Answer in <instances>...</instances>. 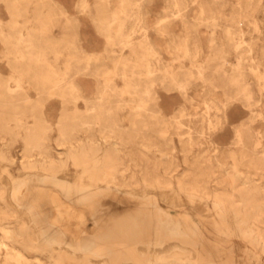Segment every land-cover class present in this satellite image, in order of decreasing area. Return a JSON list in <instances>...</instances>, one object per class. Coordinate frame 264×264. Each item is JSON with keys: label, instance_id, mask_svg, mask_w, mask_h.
<instances>
[{"label": "rangeland", "instance_id": "1", "mask_svg": "<svg viewBox=\"0 0 264 264\" xmlns=\"http://www.w3.org/2000/svg\"><path fill=\"white\" fill-rule=\"evenodd\" d=\"M76 8L105 37L107 58L84 51L57 0H0V264H59L39 229L44 195L74 204L89 172L123 198L117 213L155 208L146 214H157L167 249L183 241L204 264H264V0ZM80 76L95 79L93 95ZM55 240L78 260L66 264L83 263L84 248Z\"/></svg>", "mask_w": 264, "mask_h": 264}, {"label": "bare ground", "instance_id": "2", "mask_svg": "<svg viewBox=\"0 0 264 264\" xmlns=\"http://www.w3.org/2000/svg\"><path fill=\"white\" fill-rule=\"evenodd\" d=\"M90 142L91 147H94V141L90 140ZM116 152L121 159L123 152L120 149H117ZM52 163L54 162L52 161ZM78 176L80 178L79 185L86 186L89 196L82 195L77 202L71 199L76 205L66 202L65 196L62 197L63 195L61 196L59 191L49 189L45 192L42 210L49 222L48 226L41 224L43 216L40 214V210L38 212L36 207L26 205L34 222L39 227L40 224L44 226L39 229L43 234L45 246H50L49 256L55 262L59 264H66L70 260L78 262L72 253H69L70 250L55 247V239L63 237L71 247L85 249L87 255L83 258L82 264L84 261L85 264H111L110 261L113 264H155L156 260L169 258L180 260L195 258L196 260L193 261L195 264H204L205 257L196 247L190 246L187 242L182 241L179 242V245L166 248L169 243L162 240L159 230L156 228L157 214L151 216L146 214L147 210L155 208L152 206L143 208L141 205L134 212H126L124 209L117 213L114 211L115 205L121 203L123 198L119 199L111 191L104 189L101 184L104 178H97L94 172ZM110 182L118 184L119 180L114 179ZM25 187L24 183L16 192L15 198L21 191H24ZM36 193H34L35 198ZM68 197L70 198V196ZM36 200L38 199L36 198ZM71 200L69 201L71 202ZM107 200L109 201L107 202ZM86 201H91L92 204H84ZM17 202L20 203L18 200ZM155 211L157 213L156 209ZM26 264L34 263L31 260H26ZM171 264L177 263L172 262Z\"/></svg>", "mask_w": 264, "mask_h": 264}, {"label": "crops", "instance_id": "3", "mask_svg": "<svg viewBox=\"0 0 264 264\" xmlns=\"http://www.w3.org/2000/svg\"><path fill=\"white\" fill-rule=\"evenodd\" d=\"M58 3L68 12L70 16H73L75 20H77V30L78 37L80 40V45L87 53H95L97 55L100 54L101 58H107V54L105 52L106 49V39L103 35H101L96 29L95 24L91 20L90 17L82 16L76 8L77 0H57ZM161 5L157 1L151 3L148 7L149 16L151 20H155L157 16L161 15L160 8ZM152 40L154 42H161V39L157 37L155 33L150 34ZM106 65H110L111 62L105 59ZM80 83L85 87L86 91L89 95H93L96 88V81L94 78L90 76H80ZM118 83L122 81L117 79ZM173 95L170 97H165V99H172Z\"/></svg>", "mask_w": 264, "mask_h": 264}]
</instances>
